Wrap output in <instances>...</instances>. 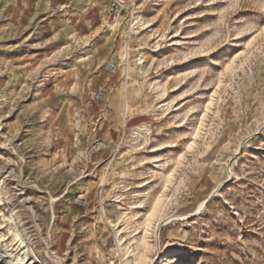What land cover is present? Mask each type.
<instances>
[{
    "label": "rangeland",
    "instance_id": "374dc122",
    "mask_svg": "<svg viewBox=\"0 0 264 264\" xmlns=\"http://www.w3.org/2000/svg\"><path fill=\"white\" fill-rule=\"evenodd\" d=\"M112 1L0 0V264H264V0Z\"/></svg>",
    "mask_w": 264,
    "mask_h": 264
},
{
    "label": "built area",
    "instance_id": "2783aa9c",
    "mask_svg": "<svg viewBox=\"0 0 264 264\" xmlns=\"http://www.w3.org/2000/svg\"><path fill=\"white\" fill-rule=\"evenodd\" d=\"M123 7H124V3L121 0H113L111 3V10L116 15H118L122 12ZM116 70H117L116 65H114L112 63H108L105 66V72L107 75H113L116 72ZM106 95H107V89L105 87H99L98 89H96V91L93 94V100L95 102H102V101H104ZM99 148L105 149L106 144L103 142H100ZM86 202H87L86 199L80 197V198L76 199L75 205L79 206V207H84L87 204Z\"/></svg>",
    "mask_w": 264,
    "mask_h": 264
},
{
    "label": "bare ground",
    "instance_id": "6f19581e",
    "mask_svg": "<svg viewBox=\"0 0 264 264\" xmlns=\"http://www.w3.org/2000/svg\"><path fill=\"white\" fill-rule=\"evenodd\" d=\"M105 150V149H104ZM159 203H157L156 206H158ZM203 208V205L201 206L200 210ZM188 215H184V216H181L182 219H186ZM107 220V223L108 225L111 227V228H114L113 224L111 223L110 220L106 219ZM159 231H160V226L158 227V230L156 231V237H159ZM16 238L19 242H21V244H23V239L20 237V235H16ZM158 240V239H157ZM27 248V246H25ZM180 253V252H179ZM178 254V251H174V250H169V251H164V250H160V254L157 258L156 261H164V262H171V260L175 261V259L179 258L180 255H177ZM144 256H139L138 254V257L137 259H143ZM32 259L30 258V255H29V249H26V251L23 252V257H19L18 261L21 262V264H37L36 262L34 261H31ZM155 261V262H156ZM126 264H131V261L126 260ZM143 262V261H142ZM138 264V263H136Z\"/></svg>",
    "mask_w": 264,
    "mask_h": 264
}]
</instances>
